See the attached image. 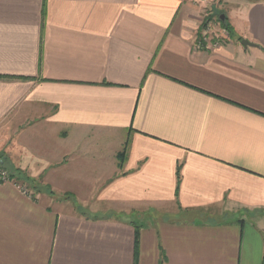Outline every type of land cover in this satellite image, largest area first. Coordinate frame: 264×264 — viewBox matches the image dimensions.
I'll use <instances>...</instances> for the list:
<instances>
[{
	"label": "crops",
	"instance_id": "obj_1",
	"mask_svg": "<svg viewBox=\"0 0 264 264\" xmlns=\"http://www.w3.org/2000/svg\"><path fill=\"white\" fill-rule=\"evenodd\" d=\"M215 2L0 0V264H264V0Z\"/></svg>",
	"mask_w": 264,
	"mask_h": 264
},
{
	"label": "rangeland",
	"instance_id": "obj_2",
	"mask_svg": "<svg viewBox=\"0 0 264 264\" xmlns=\"http://www.w3.org/2000/svg\"><path fill=\"white\" fill-rule=\"evenodd\" d=\"M215 5L213 11H206L204 13V22L202 23V33L208 30L209 39H213L215 35L220 39H223V42L227 43L231 40L230 29H228V20L227 15L229 13L228 8L224 6L223 0H215ZM224 16V20L221 17ZM221 24V25H220ZM204 25V26H203ZM223 26V27H222ZM209 28V29H208ZM217 33L214 34V32ZM222 36V37H221ZM211 39V40H212ZM22 185V184H21ZM24 186V185H22ZM26 187V186H24ZM27 190V188H25ZM28 191V190H27Z\"/></svg>",
	"mask_w": 264,
	"mask_h": 264
},
{
	"label": "built area",
	"instance_id": "obj_3",
	"mask_svg": "<svg viewBox=\"0 0 264 264\" xmlns=\"http://www.w3.org/2000/svg\"><path fill=\"white\" fill-rule=\"evenodd\" d=\"M209 29V28H208ZM211 42V40L209 39L208 36V30H206L204 33H202V39H200V45L201 44H209ZM218 45V44H216ZM14 181L10 178V173L0 164V183H8ZM22 191L24 192H28L24 187L19 185L18 186Z\"/></svg>",
	"mask_w": 264,
	"mask_h": 264
},
{
	"label": "trees",
	"instance_id": "obj_4",
	"mask_svg": "<svg viewBox=\"0 0 264 264\" xmlns=\"http://www.w3.org/2000/svg\"><path fill=\"white\" fill-rule=\"evenodd\" d=\"M228 27V26H227ZM228 29H229V27H228ZM231 32V31H230ZM126 148H127V145H126ZM2 157H0V161L2 162ZM123 154L122 155H120V162L122 163L123 162ZM181 168H182V165H179L178 166V168H177V182H178V189H177V194H178V190H179V185H180V182H181V176H180V172H181ZM8 171V170H7ZM10 173V172H9ZM10 178L12 179V180H14L18 185H21L17 180V178H16V176L15 175H12L11 173H10Z\"/></svg>",
	"mask_w": 264,
	"mask_h": 264
},
{
	"label": "water",
	"instance_id": "obj_5",
	"mask_svg": "<svg viewBox=\"0 0 264 264\" xmlns=\"http://www.w3.org/2000/svg\"><path fill=\"white\" fill-rule=\"evenodd\" d=\"M221 19L224 20V16H222ZM241 43H242V45H243L244 47L254 46L252 43H249V42L246 41V40H243Z\"/></svg>",
	"mask_w": 264,
	"mask_h": 264
}]
</instances>
